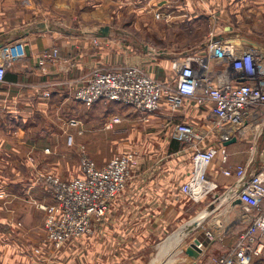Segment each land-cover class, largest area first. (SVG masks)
I'll return each instance as SVG.
<instances>
[{"label":"rangeland","instance_id":"obj_1","mask_svg":"<svg viewBox=\"0 0 264 264\" xmlns=\"http://www.w3.org/2000/svg\"><path fill=\"white\" fill-rule=\"evenodd\" d=\"M5 1L16 3L15 7L23 11L25 24L40 20L58 31L62 28L82 33L89 39L90 50L108 52V59L97 60L102 63L91 69L109 70L130 65L124 64L122 58L129 57L135 50L137 53L144 51L154 64L160 61L171 65V59L180 53L178 51H194L196 43L204 39L209 30L213 27L222 29L225 25L232 26L233 32L224 39L250 46L258 44L264 48V0H0V3ZM210 3L214 5L210 6ZM162 10L165 12L162 13ZM173 10L178 14L172 16ZM103 25L110 26L112 31L108 40L96 35ZM235 33L241 41L230 40ZM118 55L122 57L120 63L114 60ZM58 59L59 55L41 66ZM132 65L144 69L140 65ZM69 84L72 85V82ZM75 105L71 111L79 120L68 116L69 109L58 110L54 120L56 125L50 124L55 131L54 136H50L52 139L49 140L33 141L36 145L32 153L24 157L28 165L23 164L22 159L18 162L13 160L15 158L8 159L13 160V164H21L19 171L5 167L4 137L5 133L13 130L19 133L27 130L20 124L4 129V109H0V261L3 260L4 264H207L208 259L220 251L213 250L210 241L218 239L221 234H218V221L222 223L220 226L227 225L226 228L238 224L243 208L237 199L233 195L231 200L225 199L226 196L221 195V186V192L208 194L199 200L189 198L180 188L191 173V153L171 155L168 143L160 136L163 133L149 136L141 126L137 132L134 130L122 136L101 130L105 112L112 108L121 110L119 104L107 102L92 109ZM80 122L82 126L78 129ZM251 150L254 158L256 153ZM125 152H132L135 156L131 176L132 168L137 167L136 172L143 180H148L150 167H171L174 176L172 174L167 188L165 185L161 192L163 197L168 195L172 198L171 203L176 201L175 206L180 204L182 213L179 217L171 220L176 215H171L173 210H170L168 225L160 226V222H155V230L147 235L141 229L144 222L136 219L134 214L127 211L114 217L116 209L113 204L120 191L110 201L106 212L93 218L88 234L69 238L61 245L50 241L45 230V207L50 204L38 203L49 196L52 198L47 178L68 181L80 177L79 160L83 155L97 165V160L108 162ZM144 170L148 173H142ZM20 184L24 186L23 190ZM34 184L37 186L33 189ZM221 229L224 230L223 227ZM103 230L106 232L103 233ZM117 232L123 233L121 239L114 237ZM203 233L210 244L205 245L208 241ZM195 238L200 239V243L196 244ZM16 244L19 246L14 247ZM112 258L115 260L112 261Z\"/></svg>","mask_w":264,"mask_h":264},{"label":"built area","instance_id":"obj_2","mask_svg":"<svg viewBox=\"0 0 264 264\" xmlns=\"http://www.w3.org/2000/svg\"><path fill=\"white\" fill-rule=\"evenodd\" d=\"M25 55L24 43L3 45L0 52V82L7 66ZM56 48L39 55L38 64L57 58ZM171 76L161 81L135 65L109 70L93 68L73 94L77 102L91 106L104 99L124 103L142 119L166 105L176 111L184 103L198 100L211 103V120L205 126L190 121L175 125V136L192 150V169L181 190L199 200L222 192L225 199L235 197L243 212L237 223L244 225L232 245L212 255L207 264H251L254 256L264 253V164L256 170L245 165H228L223 143L250 133L258 138L264 132V48L218 40L211 33L202 46L183 51L171 59ZM244 78V81H240ZM114 121H119L115 118ZM209 135L219 145H204ZM82 175L65 181L48 177L53 202L45 207L47 238L56 245L69 238L88 234L93 218L104 214L110 201L125 187L135 162L132 152L111 158L98 167L87 155L81 156ZM223 176L232 178L226 187L208 176L213 163ZM209 237L210 232H207Z\"/></svg>","mask_w":264,"mask_h":264},{"label":"crops","instance_id":"obj_3","mask_svg":"<svg viewBox=\"0 0 264 264\" xmlns=\"http://www.w3.org/2000/svg\"><path fill=\"white\" fill-rule=\"evenodd\" d=\"M1 3L0 52L3 45L5 46L15 41H22L24 47L28 48V50L25 49L24 57L12 61L7 66L4 81L0 82V109H4V129L10 128L12 124H20L25 126L27 130V132L23 133L14 130L5 133L4 159L6 160L5 167H7L8 170H12L13 168L14 171H19L18 168H20L21 164L16 165L13 164L12 161L16 160L18 162L19 159H22L21 161L24 164L26 162L24 160L25 155L32 153L31 151L34 145H36L33 141L52 139L50 136H54L55 131L51 129L50 124L52 122L56 125L54 120L58 110L69 109L68 116H70V118H78V116L71 111L73 104H76L75 106L78 105L77 107L83 106L91 109L94 106H99L107 102L119 104L121 105V110L112 108L105 112L103 124L100 126L101 130L104 129L115 135L122 136L129 135L134 130L137 132V128L141 126L142 131H144V133H149V136L163 133V135L160 136L168 143L167 149L171 155H177L181 152H183L184 155L186 153L192 154L189 145L181 142L174 135V126L178 122L187 121H193L197 126H205V123L212 119L211 103L191 100L184 103L176 111L169 110V108L163 104L157 112L149 114L147 119L143 120L141 115L134 111L132 107L118 101L101 99L90 107L85 106L74 100L71 94H73L74 88L82 84L85 76L92 67L100 66L102 62L97 60L106 61L108 59V52L97 51L100 53H96L94 50H90L89 39L83 36L82 33H73L71 30H61L62 28L58 31L56 27H52L47 24V22L40 20L29 21L25 24L23 21L24 13L23 11H19L20 9L18 7H15L14 4L16 3L8 4L7 1ZM213 5L214 4L210 3V6ZM161 12L164 13L165 10ZM176 14H178V11L173 10L172 16ZM103 27L108 28V33L102 36L101 32H98L96 35L108 40V38H110L109 34L112 31L108 25H103L100 29ZM228 27L230 29H226ZM232 32V26L229 25L223 26L222 29L213 27L209 30L207 35H205L204 39L198 41L196 45L202 46L211 33L215 36L223 35L225 37L232 34ZM238 36L239 35L235 33L233 36H230V40L241 41ZM241 44L245 43L242 42ZM52 47H56L59 50V59L43 66L39 65L38 58L40 52ZM121 58V55H118L114 60L118 63L125 61L124 64L140 65L160 80L166 81L171 76L170 65H165L160 61L154 64L151 62L152 59H150L144 51L143 53H137L135 50L131 52V55L129 54V57H123L122 61H120ZM70 82H72V85L69 84ZM115 118H118L119 121H114ZM81 122L83 123L82 120ZM82 123L80 126H77L78 129L81 128ZM87 131L86 129L85 132ZM54 139L55 137L53 140ZM26 141L29 143L27 144ZM228 141L229 142L226 144L223 143L228 153V165L235 168L238 165L247 164L249 168L251 167L250 169L256 170L264 164V132L258 138H253L250 133H246L241 137L236 136ZM219 144L216 136L209 135L204 145L207 147ZM251 144L254 146L251 147ZM251 149L256 153L254 158V153H252ZM117 153H121V151ZM12 158L15 159L11 161L8 160ZM106 162L105 159L97 160V165L103 166ZM25 164L28 165V163ZM150 168L151 173L148 176V180H143L142 176V179H140V176H138L136 172L137 167H133V175L129 178L125 188L120 195H118L119 197L113 204L116 209L114 217L118 214L122 216V213L127 211L129 214H134L136 219L144 222L141 229L147 235H150L148 233L155 230V222H160V226L165 225V223L168 225L167 222H170V210L171 212L173 210L171 215H176L173 216L172 218L174 219L171 220L177 219L179 214L182 213L180 204L175 206L177 202L174 201L171 203L172 198H169L168 195L167 197H163V193L161 192L165 188V185L167 188L169 183L168 179L173 174L171 167L168 166V168H164V166H156ZM142 173L147 174L148 171L144 170ZM208 176L217 181L222 188L233 182L232 178H227L222 175L216 162H213L209 166ZM182 183L183 181L180 184ZM36 186L37 185L34 184L32 186L33 189ZM20 187L22 190L24 189L22 184H20ZM32 187L30 186L31 189ZM178 187L180 186L178 185ZM33 193L36 194L34 190ZM177 195L180 194L177 192ZM37 198H41L40 194L37 195ZM42 202L51 204L52 198L49 196L43 201L40 200L38 203ZM197 221H199V219ZM218 222L217 228H220L218 234H220V232L221 234L218 239L210 240L211 245L213 244V250H221L224 247L232 245L237 233L243 228L240 224L231 225L226 228L227 225L220 226L222 223L220 221ZM222 227L224 230L221 229ZM99 231L101 232L102 230L100 229ZM105 232L106 231L103 230V233ZM122 234L123 233L117 232L114 234V237L121 239ZM199 235L200 234L196 235V238L199 237ZM206 239L208 241L207 237ZM210 241L205 245L210 244ZM18 246V244L14 245V247ZM114 260L115 258H112V261ZM116 261L117 263L119 262L118 260ZM0 264H4V261L1 260ZM251 264H264V253L260 256H254Z\"/></svg>","mask_w":264,"mask_h":264},{"label":"water","instance_id":"obj_4","mask_svg":"<svg viewBox=\"0 0 264 264\" xmlns=\"http://www.w3.org/2000/svg\"><path fill=\"white\" fill-rule=\"evenodd\" d=\"M226 29H229V27L226 28ZM107 33H108V28H107V27H103V28L101 29V34H102V36H103V35H106ZM224 38H225V37H224L223 35H218V36H216V39H218V40H223ZM231 43L236 44L235 41H231ZM253 47H255V48H257V49H260V48H261V46L258 45V44H253ZM240 81H244V78H240ZM227 142H229V141H226V142H224V143L226 144ZM237 202H239V200H237ZM195 242H196L197 244L200 243V239H195Z\"/></svg>","mask_w":264,"mask_h":264},{"label":"bare ground","instance_id":"obj_5","mask_svg":"<svg viewBox=\"0 0 264 264\" xmlns=\"http://www.w3.org/2000/svg\"><path fill=\"white\" fill-rule=\"evenodd\" d=\"M165 255V254H164Z\"/></svg>","mask_w":264,"mask_h":264}]
</instances>
